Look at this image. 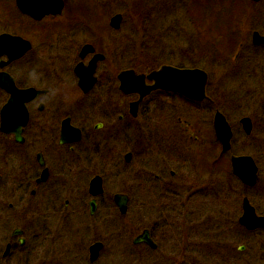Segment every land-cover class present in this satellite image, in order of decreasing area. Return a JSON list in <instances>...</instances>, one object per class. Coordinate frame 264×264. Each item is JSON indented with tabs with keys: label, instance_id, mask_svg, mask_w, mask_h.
I'll return each instance as SVG.
<instances>
[{
	"label": "flooded vegetation",
	"instance_id": "1",
	"mask_svg": "<svg viewBox=\"0 0 264 264\" xmlns=\"http://www.w3.org/2000/svg\"><path fill=\"white\" fill-rule=\"evenodd\" d=\"M58 1L36 0L35 18L17 0H0V264H107V218L122 219L137 203L167 221L132 230L133 261L186 263L188 234L217 220L210 198L219 192L229 223L238 193L240 229L264 239V228L239 222L245 204L264 219V42L253 40L264 27H245L243 41L238 30L229 34L228 71L205 70L203 100L163 89L141 99L125 94L120 73L163 65L124 70L121 27L110 24L120 14L107 27L97 2L61 0L60 10ZM218 118L231 135L226 152ZM117 195L127 197L125 214ZM146 231L156 248L134 244ZM158 237L183 247L165 249ZM97 243L103 248L91 260Z\"/></svg>",
	"mask_w": 264,
	"mask_h": 264
},
{
	"label": "rangeland",
	"instance_id": "2",
	"mask_svg": "<svg viewBox=\"0 0 264 264\" xmlns=\"http://www.w3.org/2000/svg\"><path fill=\"white\" fill-rule=\"evenodd\" d=\"M93 1L106 8L107 16L103 17V22L107 27H110L112 16L120 14L124 18L120 25L124 70L134 67L142 73H147L161 65L169 64L177 67L202 68L214 74V77L227 73L226 53L218 52L214 48L219 40L224 39L220 33L214 31L216 27L210 29L208 26L197 24L189 9L193 0ZM206 1L200 2L204 4ZM240 2L242 5L240 4L238 8V14L237 10L236 12L231 10L230 13L223 10V6L230 10L232 0H220L217 7L211 6L218 10L222 27L238 30V36L239 34L241 36L239 39L243 41L247 40L245 27H264V0L260 3H253L250 0ZM209 21H214V18H210ZM92 25L90 26L93 27ZM226 38L230 39V35ZM224 82L226 91L234 88V85H228V79ZM235 87L237 88L238 84ZM236 196L235 223H229L226 192H219L216 197L210 198L214 206L211 215H215L217 220L213 223L210 221L203 223L201 220V228L193 229L188 234L187 262L182 264H262L263 235L260 233L247 235L240 229L237 219L241 214V200H238V193ZM138 198L147 202L141 193L138 194ZM164 215L162 211L161 214L154 212L153 207L151 210L148 203L131 206L128 215L122 219L115 218V213L109 214L103 259L106 258L107 264H118L112 263V260L119 257V264H136L133 261L132 230L149 226L161 227L167 221ZM209 215L210 213L205 219L210 218ZM221 218L224 219L223 222L220 221ZM158 240L161 243L160 247L165 249L171 244L174 247H183L173 244V241L161 240L159 237ZM175 260L177 264H181L182 257L176 256ZM139 264L156 262L144 256Z\"/></svg>",
	"mask_w": 264,
	"mask_h": 264
},
{
	"label": "water",
	"instance_id": "3",
	"mask_svg": "<svg viewBox=\"0 0 264 264\" xmlns=\"http://www.w3.org/2000/svg\"><path fill=\"white\" fill-rule=\"evenodd\" d=\"M36 0H17L18 7L27 12V14L39 18L32 11L36 5L34 2ZM41 1V0H38ZM253 2H259L260 0H252ZM59 9L63 8V3L61 0L58 1ZM34 10V9H33ZM122 17L120 15L115 16L110 24L113 28L120 27ZM255 44H260L264 42V38L259 36L258 33H255L253 37ZM119 79L121 81V88L125 94L137 93L141 96V99L149 94L152 90L155 89H164L166 91L175 92L185 95L186 97L194 100H203L205 98V87L207 82V74L198 69H178L171 66H163L157 71L150 73L148 76L137 75L134 71H124L120 73ZM155 80L156 83L153 87L146 85V79ZM84 79L81 78V87L84 88ZM95 79L89 86H93ZM88 86V87H89ZM19 92V91H18ZM17 92V93H18ZM16 93V94H17ZM22 93V92H21ZM24 93V92H23ZM20 94H17V96ZM2 114L5 113V109H2ZM215 131L218 141L222 144V151L226 152L230 147V132L228 124L223 118H218L215 121ZM115 201L120 207V210L123 214L127 212V197L117 195ZM254 209L249 205L244 206V215L239 221L240 224L246 227L248 230H256L258 228H264V219L259 218L255 215ZM148 232H144L138 238L134 240V244L146 243L149 246L156 248V244L148 237ZM103 248V244L97 243L91 248L92 259L94 260L98 257V253Z\"/></svg>",
	"mask_w": 264,
	"mask_h": 264
},
{
	"label": "trees",
	"instance_id": "4",
	"mask_svg": "<svg viewBox=\"0 0 264 264\" xmlns=\"http://www.w3.org/2000/svg\"><path fill=\"white\" fill-rule=\"evenodd\" d=\"M200 1L201 0L191 1V8H189L190 13L193 15L198 25L208 26L210 27V29H212V27L214 28L216 27L214 31H216L218 34L220 33L224 40L222 41L219 40L217 42L218 44H216L214 48H216L218 52H225L226 53L225 56H228V54L231 53L233 46H232V39L230 38V41H228L229 38L227 39L226 37H229V34H232L234 29L232 27H222V25L220 24L221 16L218 13V10L211 6V5H215L217 7L220 0H207L206 3L204 4H201ZM232 4L233 5L229 6L230 10L229 8L227 9L224 6H223V10L227 13H230L231 10L232 11L235 10V12L237 10V14H238L239 13L238 8L240 4L242 5V3L240 2V0H232ZM223 14L224 13H222V16ZM231 15L233 16V12ZM210 18H214V21H209Z\"/></svg>",
	"mask_w": 264,
	"mask_h": 264
}]
</instances>
